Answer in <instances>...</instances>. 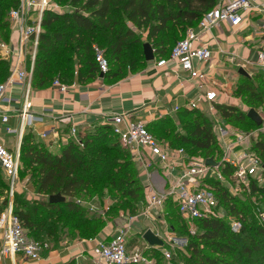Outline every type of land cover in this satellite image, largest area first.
<instances>
[{"label": "trees", "instance_id": "obj_1", "mask_svg": "<svg viewBox=\"0 0 264 264\" xmlns=\"http://www.w3.org/2000/svg\"><path fill=\"white\" fill-rule=\"evenodd\" d=\"M8 1L15 7L19 5V0H0V7ZM55 1L60 4V0ZM221 1L70 0L74 8L72 13L45 15L32 88H49L57 79L68 85L75 81L85 84L96 79L101 73L96 61L95 44L105 47L104 55L109 57L106 58L109 63V72L104 75L106 81L123 78L121 65L124 56L131 62L132 74H135L148 63L144 56L146 43L151 44L155 50V59L169 58L176 44L169 52L168 48L173 42L166 40L165 34L175 29L177 33L184 31L183 38L189 28H196L204 14L216 8ZM1 16L3 15L0 14ZM56 23H62L68 32L47 33V29ZM128 23L135 29L130 28ZM4 28L9 30L10 36V25L6 24ZM143 31L148 35L146 43L141 41L140 34ZM137 46L142 47L141 59H138L140 55H126ZM137 60L138 63L144 64L142 68H135ZM110 63L116 66V71L110 68ZM7 74V64L0 61V82L8 77ZM234 95L251 109H264V74L241 76ZM218 110L230 125H246L255 129L262 126H258L248 117V112L238 107L219 105ZM184 119H189L192 125L186 128L185 133H174L169 138V145L184 148L191 155L205 159L216 157L219 146L213 130V120L199 111H181L179 125L173 118L166 117L152 122L147 128L158 140L163 141V137L154 134V128L171 132L175 125L180 126ZM110 135L119 142L110 126H94L80 134L83 147L69 140L67 144H60L58 153L51 151L45 144L36 142L31 135L24 136L21 165L22 168L32 171L30 183L38 194H47L49 197L62 195L66 199L64 202L52 204L48 200L29 202L15 197L13 212L20 218L31 238L36 241L55 238L53 241L57 244L62 241L60 234L64 227L49 225L41 217H37V214L48 216L49 219L55 216L57 219L69 217L77 230L83 228L77 231L75 239L94 237L97 225L101 224L102 219L84 218L88 210L81 206L78 200L81 195L95 194L100 189H109L117 195L120 202L123 200L121 204L126 205L125 211L128 213L125 218L135 216L143 209L146 193L139 171L127 151L123 150L127 161L122 165L114 153L116 146L105 147ZM253 151L264 161V134L255 140ZM110 170L116 173L108 175ZM100 184H103V187L100 188ZM212 185L228 214L242 219L243 228L239 233H233L226 221H197L200 234L188 235L186 252L189 255L185 257L187 264H264V224L256 226L251 218L253 205L231 197L217 182H212ZM252 191L264 205V185H253ZM253 207L255 208V205ZM168 209L170 211H166V216L173 232L178 235L186 234L185 222L172 202L167 204L166 210ZM154 254L159 256L160 253Z\"/></svg>", "mask_w": 264, "mask_h": 264}, {"label": "built area", "instance_id": "obj_2", "mask_svg": "<svg viewBox=\"0 0 264 264\" xmlns=\"http://www.w3.org/2000/svg\"><path fill=\"white\" fill-rule=\"evenodd\" d=\"M264 11V3L260 4ZM252 8L251 0H222L220 4L204 14L197 28H189L184 38L179 41L167 59H160L158 67L175 66L182 73H187L190 79L196 81L200 88L210 82L209 74L199 69L195 62L201 65L212 61L213 53L207 45H202V36L214 28L228 25L238 29L244 23L245 14ZM47 13L63 14L62 7L55 0H19V5L9 13L12 32L16 33L8 42L0 41V53L10 64V74L5 82L0 83V118L4 124L10 120V108L20 104L17 115L21 126L19 130V146L16 152L0 144V169L10 183L11 192L19 182L21 170V145L26 128L43 123L46 114L38 115L33 111L32 80L34 66L38 52L40 37L44 32L43 22ZM96 61L101 74L109 72V63L104 52L94 47ZM258 66L264 70V51L258 53ZM20 86L22 99L16 100L10 93ZM62 94H67L70 86L59 79L52 83ZM24 94V98H23ZM218 92L215 88L199 99L186 105L187 111L199 110L200 102L208 104V113L213 119L214 134L217 138L219 153L214 160L217 166H209L205 158L191 155L184 148H174L158 140L147 128V123L134 119L132 113L114 114L107 117L105 125L113 130L121 146L131 156L133 163L139 170L141 183L146 198L143 209L135 216L127 218L125 225L118 228L114 237L107 240H98L92 249L91 257L94 264H158L152 254L139 248L129 250L131 233L140 235V238L152 231L161 238L164 246L172 247L173 230L168 228L165 219L166 208L169 202L176 207L177 212L189 229L191 236L200 234L197 221L222 220L228 221L233 233H239L243 228L241 218L228 214L222 205L212 182L219 183L231 197L241 195L255 199L253 185H264V161L253 151V144L257 133L234 130L218 110ZM180 107L175 108L179 112ZM248 111V110H247ZM261 116V115H260ZM263 124L260 130H264ZM6 133H16L6 128ZM53 134L54 145L67 144L69 140L83 147L81 137L76 128L60 137L58 130L44 132L40 136L48 139ZM154 167L162 169V189L154 187L148 178ZM82 206V201L78 200ZM91 208H89L90 210ZM92 210V209H91ZM255 214L264 224V206L255 204ZM142 221L156 223L161 221L160 229L136 226ZM153 228V229H152ZM168 228V229H167ZM146 243V241L144 240ZM161 247V254L165 261L170 263L171 252ZM146 243L145 250H151ZM42 244L28 235L20 218L14 214L12 208L0 215V264H6L5 259L13 258L21 253L28 261H37L41 258Z\"/></svg>", "mask_w": 264, "mask_h": 264}, {"label": "crops", "instance_id": "obj_3", "mask_svg": "<svg viewBox=\"0 0 264 264\" xmlns=\"http://www.w3.org/2000/svg\"><path fill=\"white\" fill-rule=\"evenodd\" d=\"M264 0H251L252 8L245 14L244 23L238 29H232L228 25L214 28L202 36V45H207L213 58L207 64L195 65L202 71L209 74L210 82L203 88L198 83L190 79L187 73H182L173 65L158 67L159 59L148 62L139 72L131 74L125 78L114 79L108 82L99 75L89 83H79L75 81L70 86L67 94H62L52 85L46 89H32L33 111L38 114H46L44 122L31 128H26L23 133L31 135L36 142L43 143L54 153L60 150L59 145H54L53 134L48 139H43L40 135L44 132L58 130L60 137L67 135L72 128H76L78 135L92 129L94 126L105 125L107 117L114 114L132 113L134 119L150 123L164 119L173 118L179 125V115L186 110V105L204 96L210 88H215L218 92L219 105L238 106L241 100L236 99L234 91L241 78L240 70L244 69L250 77L259 73L264 74V70L258 66V53L264 51V11L260 10V4ZM10 25V37L16 36L12 32ZM197 28V27H196ZM0 61L8 66V77L10 74V64L4 60L0 53ZM6 77L5 79H7ZM4 79V80H5ZM0 83H3L5 81ZM20 86H17L10 95L16 100L22 99ZM24 98V94H23ZM10 108V120L4 124L0 118V144L16 152L19 146L20 120L17 110L20 104H15ZM180 107L179 112L175 108ZM212 120L208 113V104L200 102L197 110ZM6 128H11L16 133H6ZM23 143V142H22ZM22 147V145H21ZM150 179L154 187L162 189V169L154 167L150 170L149 177L143 176L142 180ZM37 191L31 183L19 182L15 192H11V186L4 173L0 169V215L13 210L14 194L24 192L31 193ZM38 194V193H37ZM50 199V197H49ZM49 201V200H48ZM144 207V206H143ZM122 217L120 219H123ZM127 219V218H125ZM118 220V219H117ZM165 219L162 221L166 223ZM169 228H171L167 221ZM144 228L152 227L146 221L136 226ZM161 221L154 223V231L161 228ZM118 228L110 226L104 234L94 240H78L75 244L63 249H46L41 258L37 261H28L23 254L19 253L13 258L5 259L6 264H94L91 253L98 240H111ZM153 229V228H152ZM138 238L140 235L131 233ZM175 235V233L173 232ZM140 241V240H139ZM146 247V243L143 241ZM161 247H152L151 251L161 254ZM162 256V254H161Z\"/></svg>", "mask_w": 264, "mask_h": 264}, {"label": "rangeland", "instance_id": "obj_4", "mask_svg": "<svg viewBox=\"0 0 264 264\" xmlns=\"http://www.w3.org/2000/svg\"><path fill=\"white\" fill-rule=\"evenodd\" d=\"M162 1H166V0H162ZM6 3L7 4L0 7V14L3 15L0 17V41H3V42H8V39H9L8 38L9 30L8 29L6 30V28H4V26L6 24L7 25L10 24L9 13L11 12L12 9L16 8L15 5L13 6L10 1H8ZM60 4H61L60 6L62 7V10L64 13H72L74 11V8L70 4V0H60ZM128 25L130 28L131 27L134 28L133 25H131L130 23H128ZM57 32L66 34L68 32V29H66V27L62 23H56L51 28L47 29V33H49V34H53V33H57ZM183 33H184V31L183 32L180 31V33L179 32L177 33V30L172 29L170 31V33L165 34V39L173 42V45H171V47L168 48L169 52L175 44H177L179 41H181L184 38V37L182 38ZM140 36H141V41L143 43H146L148 41V35L145 31H143L140 34ZM184 36H185V34H184ZM152 44H154V43H152ZM95 47H98L102 51H105V47H100L97 44H95ZM141 52H142V47L137 46L136 49L128 52L126 55H128L130 57H133V55L138 57L140 55L139 56L140 58H138V59H141V55H142ZM39 55L41 56L42 54L40 53ZM106 58L109 59L108 56ZM143 65H144L143 63L142 64L138 63V60H137V62L135 64V66H137V67H135V68L136 69L142 68ZM121 67H122L123 78L128 77L132 74V71H133V69H131L132 64H131V62L126 60L125 56L122 58ZM110 68H112L114 71L117 70L116 66L114 64H111V63H110ZM255 83H257V81H255ZM239 100H241V99H239ZM234 107H238L240 109H243V111H245V112H248L249 110H251V108L249 106L243 105L242 100H241V103L240 102L238 103V106H234ZM256 111L262 117H264V109L263 108H260ZM193 119H195V118H193ZM189 125H192L191 121L189 119H184V121H182V124L180 126L175 125V128L173 130H171V132L170 131H161V130L156 129V128H154L153 131H154V134L156 136L163 137L164 140L161 142L169 144V142H168L170 140L169 138H171V136L174 133H177V132L178 133H185L186 128ZM231 126L233 127L234 130H237V131L257 133L256 140L260 137L261 134H264V130L255 129L251 126L239 125V124H234ZM107 140L108 141H107V144L105 147H107L108 145H110L112 147L116 146V148H115L116 150H114V153L116 154V156L119 157L118 162H120L123 165L127 161V158L124 155L125 154L124 151H127V150L124 149L121 145H119V142L117 141V139L114 138L112 135H110ZM102 149L104 150V147H102ZM129 155H130V153H129ZM130 158H131V156H130ZM115 173L116 172H112L110 170L108 172V175L115 174ZM31 177H32V171L27 170L24 167L22 168V166H21L19 179L22 182H28V181L31 182ZM31 185H33V184H31ZM99 187L100 188L103 187V184H100ZM16 196L20 197V199L23 201L27 200L29 202L49 200V195L37 194L33 190H31V193H28V192L27 193L24 192L22 194L15 193L14 194V201H15ZM254 198L255 199H251L250 197H245L243 195L237 197V199L239 201H241L242 203H249L250 206H252V205L254 206L256 203L262 204V201L258 197L255 196ZM79 199L83 203L82 206L88 210L87 214H86V216H84V218L85 217H88V218L98 217L99 219H102L101 224L97 225L98 226L97 231H96L97 233L95 234V236L92 238L82 239V240L90 241V240H94V239L99 238L101 235L104 234V231H106L108 228H110V226H113L114 221H116L117 219H120L121 217H126L128 215V213L125 211L126 205L121 204L123 202V200H122V202H120V200L117 198V195L112 193L109 189H102V190L100 189V190H98V193H95V194L92 193V194L87 195V196L81 195L79 197ZM33 206H36V205H33ZM253 206H252L253 211H251L252 212L251 218L253 219V221L255 222V224L257 226V225L261 224V221L258 218V216L256 214H254L255 208ZM89 208H91L92 210L91 209L89 210ZM166 211H170V210L168 209ZM249 215L250 214H248V216ZM37 217H41V219L49 225L53 224L59 228L64 227L62 234H60V236H61L60 239L62 241L59 244H57L56 242L53 241L55 238L47 239L44 241L37 240L38 242L43 244L41 254L47 249V246H48V249L53 248V249H58L61 252H63V249L75 244L79 240L77 238L75 239V234L77 233V231H81L83 228H80L77 230L75 224H72L71 218L65 217V218L57 219V216H55L52 219H49L48 216H41L38 214H37ZM233 217H235V216H233ZM235 218H239V217H235ZM166 219L168 222L170 221V220H168L169 218H167V216H166ZM146 222H148V224L150 226H152V227L154 226V223H150V221H146ZM226 222L229 224L228 221H226ZM169 224H170V222H169ZM186 229H187L186 234H180L179 233L180 235H178L175 233V235L174 234L172 235L174 238L172 241V244H173L172 247L168 246L167 244L164 246V248H167V250H169L171 252L172 258L170 259V263L168 261H165V258L163 256H161V254H159V256H158V255L153 254L151 250H145V246L143 245L144 240L139 237V240H140L139 241L138 238L133 236V234H131V236H130L131 238H130L129 246H128L129 250L131 251L135 248H139V249H141V251H146V253L148 255H150V253H151L153 255L152 257L158 261V264H187V260L185 259V257H187V255H189V253L186 252L187 246H188V241H189L188 235L189 236H191V235L189 234V229L187 228V226H186ZM149 251H150V253H149Z\"/></svg>", "mask_w": 264, "mask_h": 264}, {"label": "water", "instance_id": "obj_5", "mask_svg": "<svg viewBox=\"0 0 264 264\" xmlns=\"http://www.w3.org/2000/svg\"><path fill=\"white\" fill-rule=\"evenodd\" d=\"M144 56L147 62H152L155 60V50L153 49L152 45L149 43H146L144 45ZM240 74L242 76L250 77L248 73L244 70H240ZM101 77L104 78V74H101ZM248 117L254 121L258 126H261L263 124V120L260 116V114L254 110L251 109L248 111ZM207 165L209 166H217L218 163L214 160L213 157H210L206 160ZM66 199L62 195H54L51 196L49 199V202L52 204L61 203L64 202ZM127 222V219H118L115 221V225L117 227H121L125 225ZM146 243H148L151 247H163L164 242L161 238H159L157 235H155L152 231H147V233L143 236Z\"/></svg>", "mask_w": 264, "mask_h": 264}]
</instances>
